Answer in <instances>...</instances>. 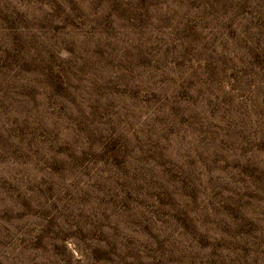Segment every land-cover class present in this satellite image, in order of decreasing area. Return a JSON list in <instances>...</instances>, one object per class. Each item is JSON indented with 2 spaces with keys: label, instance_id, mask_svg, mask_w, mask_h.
<instances>
[{
  "label": "rangeland",
  "instance_id": "rangeland-1",
  "mask_svg": "<svg viewBox=\"0 0 264 264\" xmlns=\"http://www.w3.org/2000/svg\"><path fill=\"white\" fill-rule=\"evenodd\" d=\"M0 264H264V0H0Z\"/></svg>",
  "mask_w": 264,
  "mask_h": 264
}]
</instances>
